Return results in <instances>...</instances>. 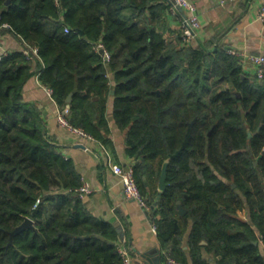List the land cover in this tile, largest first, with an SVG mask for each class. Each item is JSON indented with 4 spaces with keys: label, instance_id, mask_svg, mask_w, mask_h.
Here are the masks:
<instances>
[{
    "label": "trees",
    "instance_id": "obj_1",
    "mask_svg": "<svg viewBox=\"0 0 264 264\" xmlns=\"http://www.w3.org/2000/svg\"><path fill=\"white\" fill-rule=\"evenodd\" d=\"M171 5L0 0L1 20L39 47L34 70L24 49L0 59V264H122L119 231L87 211L72 162L24 97L33 71L70 105L75 126L113 150L111 119L124 131L163 250L184 264H264V75L219 46L220 35L198 44L185 43L182 31L168 36ZM99 40L113 54L108 63L92 48ZM26 216L34 226L10 243Z\"/></svg>",
    "mask_w": 264,
    "mask_h": 264
},
{
    "label": "crops",
    "instance_id": "obj_2",
    "mask_svg": "<svg viewBox=\"0 0 264 264\" xmlns=\"http://www.w3.org/2000/svg\"><path fill=\"white\" fill-rule=\"evenodd\" d=\"M192 1L197 6L200 19L193 43L198 44L213 35H220L216 42L228 51L233 49L244 53H264V22L258 15L264 0ZM186 14L187 11L180 6L167 10L164 24L168 36H175L182 31L183 18ZM141 22L144 23L145 20ZM25 46L23 38L10 28L0 29V55L23 50ZM37 64L35 58L31 59V69H36ZM243 64L246 70L255 71L254 65L244 62ZM38 73L39 71H33L25 82L24 97L40 108L47 137L59 146L65 159L72 162L80 182L85 178L93 187L91 193L81 198L87 211L92 216L111 222L120 236L121 234L125 236V243L131 248V264H166L161 254L163 249L158 233L152 228L155 221L154 208H147L135 200L126 198L120 177L110 167L111 162L124 165L133 163V159L125 152L124 131L111 119L114 150L97 139H82L72 133L59 123L58 112L62 105L48 92ZM112 103L111 98L110 118ZM239 213L247 218L246 210H240ZM184 247L188 248L186 240ZM205 255L213 258L211 252H205Z\"/></svg>",
    "mask_w": 264,
    "mask_h": 264
},
{
    "label": "built area",
    "instance_id": "obj_3",
    "mask_svg": "<svg viewBox=\"0 0 264 264\" xmlns=\"http://www.w3.org/2000/svg\"><path fill=\"white\" fill-rule=\"evenodd\" d=\"M171 1H172V5H171L172 8H176L177 6H180L187 11L186 16L183 18L182 38L185 43H190L192 42L193 38L196 36L197 28L200 26V19L197 12V6L195 2H193L192 0H171ZM223 2H225V0H223ZM258 15L261 21L264 22V3L259 8ZM4 27L13 30L8 22L1 20V15H0V29ZM66 31H69L68 27H66ZM25 44L26 46L24 50L28 58L33 59L39 57L38 46L31 45L28 43ZM92 48L96 51H101L103 53L106 63L112 60L113 54L110 51V49L107 48L104 41L99 40L93 43ZM229 51L239 55L241 57L242 62H244L245 64L250 63L254 65L255 73H257L259 77H262L264 75V53H256V52L244 53L233 49H230ZM4 55L5 54L0 55V59ZM45 86L47 87L48 92L51 95H53V88L51 86H47V85ZM69 112H70L69 104L62 106V109L59 110L58 112L59 123L82 139L96 140L95 137L90 132L85 130L83 127L75 126L74 124L71 123V121L68 118ZM110 167L112 171L120 177V180L123 185V194L126 198L135 200L140 205L145 206L147 208L151 207L147 196L142 192V190L140 189L137 183L134 167L132 164L124 165L119 162H111ZM92 191H93V187L91 186L90 182L85 178H82L81 184L75 188V193L78 194L80 198H83L85 195L91 193ZM39 203H40V198L36 200L34 207H37ZM152 228L153 231L157 233V229H158L157 222L155 221L153 222ZM125 241H126L125 236L122 234L118 240L117 249L122 257V264H131V260H132L131 248L129 245L125 243ZM161 254L166 264H184V262L173 256L167 250H161Z\"/></svg>",
    "mask_w": 264,
    "mask_h": 264
},
{
    "label": "water",
    "instance_id": "obj_4",
    "mask_svg": "<svg viewBox=\"0 0 264 264\" xmlns=\"http://www.w3.org/2000/svg\"><path fill=\"white\" fill-rule=\"evenodd\" d=\"M81 32L83 33L84 31L81 30ZM71 98H72V94H69L67 101H70ZM249 134L251 135V132ZM168 163H169V161L166 160L162 166V170H161V174H160V178H159V196L162 194L164 189H166L167 184H168L167 183ZM178 208H179V212L181 214L186 212V208L181 203H178ZM34 222H35V220L31 216H26L25 219L19 225H17L13 230L10 231V237H11L10 243L13 241L15 234H17L18 232H20L21 230H23L27 227H33Z\"/></svg>",
    "mask_w": 264,
    "mask_h": 264
},
{
    "label": "rangeland",
    "instance_id": "obj_5",
    "mask_svg": "<svg viewBox=\"0 0 264 264\" xmlns=\"http://www.w3.org/2000/svg\"><path fill=\"white\" fill-rule=\"evenodd\" d=\"M67 105V104H66ZM70 113V112H69ZM68 118H69V114H68ZM159 197V196H158Z\"/></svg>",
    "mask_w": 264,
    "mask_h": 264
}]
</instances>
